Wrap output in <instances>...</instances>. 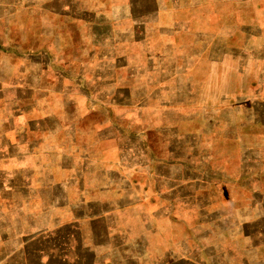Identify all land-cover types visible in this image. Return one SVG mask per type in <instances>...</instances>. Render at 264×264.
I'll return each instance as SVG.
<instances>
[{
  "label": "crops",
  "instance_id": "obj_1",
  "mask_svg": "<svg viewBox=\"0 0 264 264\" xmlns=\"http://www.w3.org/2000/svg\"><path fill=\"white\" fill-rule=\"evenodd\" d=\"M236 4V0H0V200L5 206L0 211V248L29 237L53 243L60 230L58 205L49 201L54 192L58 194L59 180L15 179L12 170L49 164L48 155L59 153L57 137L67 132L68 150L97 167L96 157L102 161L107 153L109 121H140L157 110L180 108L192 82L188 72L195 70L194 63L205 51L211 58L245 55V44L237 48V42L248 38L244 27L257 21L237 17ZM202 99L197 104H203ZM126 106L137 111L107 113L109 107ZM242 120L246 125L258 123ZM245 162L246 155L238 175L257 179L263 173L264 157L255 161L259 163L253 172ZM125 181L121 191L131 192L132 202L120 203L117 213L125 206L139 207L142 199L138 185ZM46 191L55 208V217L52 207L46 223L42 210L30 214L13 202L17 194L29 192L41 201ZM120 198L116 200H124ZM253 199L243 216L262 220L264 205ZM9 209L19 210L21 218L40 221L38 228L23 234L11 230L12 220L4 219ZM244 220L227 231V242L217 244L228 249L224 264H264V226L250 230ZM15 253L4 252V264H10ZM50 259L39 262L50 264ZM128 259L139 264L136 256ZM20 264H28L27 257L21 256Z\"/></svg>",
  "mask_w": 264,
  "mask_h": 264
},
{
  "label": "rangeland",
  "instance_id": "obj_2",
  "mask_svg": "<svg viewBox=\"0 0 264 264\" xmlns=\"http://www.w3.org/2000/svg\"><path fill=\"white\" fill-rule=\"evenodd\" d=\"M239 1L237 17L257 21L244 27L248 38L237 42V48L245 44V55L211 58L205 51L194 63L195 70L188 72L192 82L180 108L157 110L140 121H109L107 153L102 161L96 157L97 167L68 150L66 131L57 137L59 153L48 155L49 164L12 170L15 179L59 180L58 194L49 201L58 205L60 230L53 243L29 237L0 248V264L4 252L13 251L17 253L10 264H20L23 255L28 264H41L47 257L50 264H136L126 260L135 256L139 264H224L228 249L217 244L228 241L229 229L245 223L244 218L250 230L264 226V219L243 216L252 198L264 205V171L257 179L238 175L243 156L252 172L259 163L255 161L264 157V126H259L264 123V0L245 6ZM201 98L204 103L197 104ZM121 108L109 107L107 113L137 111L133 106ZM243 117L258 125H246ZM125 178L138 185L142 199L139 207L125 206L117 213L120 203L132 202V193L121 191ZM46 192L41 201L29 192L17 194L13 202L30 214L42 210L46 223L53 207ZM119 197L124 200H116ZM7 212L4 219L12 220L11 230L23 234L38 228L40 221L21 218L19 210Z\"/></svg>",
  "mask_w": 264,
  "mask_h": 264
}]
</instances>
